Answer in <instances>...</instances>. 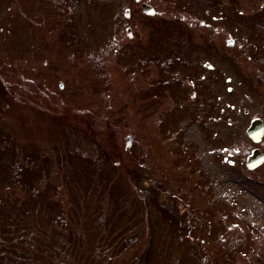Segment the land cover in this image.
Instances as JSON below:
<instances>
[{
    "label": "rangeland",
    "instance_id": "374dc122",
    "mask_svg": "<svg viewBox=\"0 0 264 264\" xmlns=\"http://www.w3.org/2000/svg\"><path fill=\"white\" fill-rule=\"evenodd\" d=\"M145 1L0 0V264L264 263V168L205 79L264 0Z\"/></svg>",
    "mask_w": 264,
    "mask_h": 264
},
{
    "label": "flooded vegetation",
    "instance_id": "af4514ba",
    "mask_svg": "<svg viewBox=\"0 0 264 264\" xmlns=\"http://www.w3.org/2000/svg\"><path fill=\"white\" fill-rule=\"evenodd\" d=\"M243 23L241 28L225 27V36L220 41V62L211 60L206 64L209 72L218 73H209L205 79L210 83L208 91L213 87L218 90L221 116H229L231 122L229 111L234 113L237 152L246 168L248 156L254 150L264 155V20ZM262 168L264 162L252 172Z\"/></svg>",
    "mask_w": 264,
    "mask_h": 264
},
{
    "label": "water",
    "instance_id": "95a60500",
    "mask_svg": "<svg viewBox=\"0 0 264 264\" xmlns=\"http://www.w3.org/2000/svg\"><path fill=\"white\" fill-rule=\"evenodd\" d=\"M142 7H143V11L145 13H147L149 15L155 14V9L150 4L143 3ZM125 15L127 17H130V9H126ZM127 33H128L129 36H132V29L130 27L127 29ZM262 159H263V156L261 154H258L257 152H254V154H252L249 157V160H248L249 167L256 166V164H259L262 161ZM61 264H66V263H61Z\"/></svg>",
    "mask_w": 264,
    "mask_h": 264
}]
</instances>
